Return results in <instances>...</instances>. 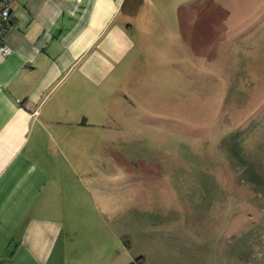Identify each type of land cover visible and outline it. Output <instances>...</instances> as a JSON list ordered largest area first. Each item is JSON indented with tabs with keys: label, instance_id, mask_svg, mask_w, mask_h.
<instances>
[{
	"label": "rangeland",
	"instance_id": "obj_1",
	"mask_svg": "<svg viewBox=\"0 0 264 264\" xmlns=\"http://www.w3.org/2000/svg\"><path fill=\"white\" fill-rule=\"evenodd\" d=\"M128 20L69 264H264V0H144Z\"/></svg>",
	"mask_w": 264,
	"mask_h": 264
},
{
	"label": "crops",
	"instance_id": "obj_2",
	"mask_svg": "<svg viewBox=\"0 0 264 264\" xmlns=\"http://www.w3.org/2000/svg\"><path fill=\"white\" fill-rule=\"evenodd\" d=\"M124 1L12 0V52L0 53V264H69V211L96 203L87 184L97 106L110 103L103 86L135 47L128 18L144 0L135 14Z\"/></svg>",
	"mask_w": 264,
	"mask_h": 264
},
{
	"label": "built area",
	"instance_id": "obj_3",
	"mask_svg": "<svg viewBox=\"0 0 264 264\" xmlns=\"http://www.w3.org/2000/svg\"><path fill=\"white\" fill-rule=\"evenodd\" d=\"M12 0H0V53L4 56L12 52L11 47L3 42L4 35L12 26Z\"/></svg>",
	"mask_w": 264,
	"mask_h": 264
},
{
	"label": "trees",
	"instance_id": "obj_4",
	"mask_svg": "<svg viewBox=\"0 0 264 264\" xmlns=\"http://www.w3.org/2000/svg\"><path fill=\"white\" fill-rule=\"evenodd\" d=\"M142 4V0H125L124 1V8L129 12V13H132V14H135L137 13L139 7L141 6ZM13 23V22H12ZM255 192H257V194L260 193L259 195V198H261L262 195H264V191L262 190H254ZM256 229L253 228L252 226H250L248 228V231H249V235L251 236V238H258V236L256 235ZM143 259V257H138L136 258V260L134 262H131L130 264H141V260Z\"/></svg>",
	"mask_w": 264,
	"mask_h": 264
}]
</instances>
